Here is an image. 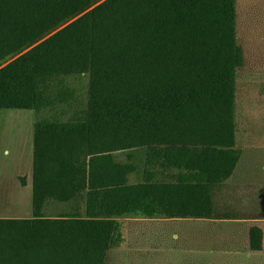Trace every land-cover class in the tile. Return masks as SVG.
<instances>
[{
	"label": "trees",
	"instance_id": "1",
	"mask_svg": "<svg viewBox=\"0 0 264 264\" xmlns=\"http://www.w3.org/2000/svg\"><path fill=\"white\" fill-rule=\"evenodd\" d=\"M237 17V0H0V109L52 112L34 125L33 217L0 218V264H106L124 218H213L243 156ZM144 147L175 181L130 184L108 156ZM80 201L85 216L44 214Z\"/></svg>",
	"mask_w": 264,
	"mask_h": 264
},
{
	"label": "rangeland",
	"instance_id": "2",
	"mask_svg": "<svg viewBox=\"0 0 264 264\" xmlns=\"http://www.w3.org/2000/svg\"><path fill=\"white\" fill-rule=\"evenodd\" d=\"M237 5L236 147L246 151L247 180L253 185L246 183L240 161L231 180L214 189L216 221L124 222L127 244L110 251L106 264H264V245L262 251L250 248V229L257 226L264 231V196L256 186L264 183V0H237ZM72 86L87 102L90 74L73 79ZM51 115L50 110L37 115L28 110L0 109V218L33 217L34 125ZM148 149L108 156L116 165L135 168L128 173L130 184L146 182L147 171L154 173L157 181H175L179 170L167 174L162 167L152 170L155 168L147 165ZM77 211L85 216L83 201L49 202L44 214L55 218L73 216Z\"/></svg>",
	"mask_w": 264,
	"mask_h": 264
},
{
	"label": "crops",
	"instance_id": "3",
	"mask_svg": "<svg viewBox=\"0 0 264 264\" xmlns=\"http://www.w3.org/2000/svg\"><path fill=\"white\" fill-rule=\"evenodd\" d=\"M245 150H243V156H242V159H241V161H243V165H244V177H245V181H246V183L247 184H249V185H253V184H251L248 180H247V165H248V162H247V160H246V158H245ZM262 162L261 161H259V165L261 164ZM239 166V165H238ZM33 178V177H32ZM231 180V179H230ZM229 180V181H230ZM32 185H33V182H32ZM257 186V188H258V190L261 192V193H263V196H264V183L263 184H258V185H256ZM143 219H167V220H174V219H178V220H187V219H196V218H165V217H154V218H149V217H138V216H132V217H127V218H124L123 219V221L126 223V222H128V221H131V220H143ZM201 220H212V221H216L217 219H215V217L213 216V218H210V219H201ZM263 220V219H262ZM263 230V229H262ZM264 232V231H263ZM126 244H127V238H125V242H124V244L121 246V247H119V248H117V250H120V249H122V248H125V246H126ZM263 245H264V242H263ZM115 250V249H114ZM112 251V250H111Z\"/></svg>",
	"mask_w": 264,
	"mask_h": 264
}]
</instances>
